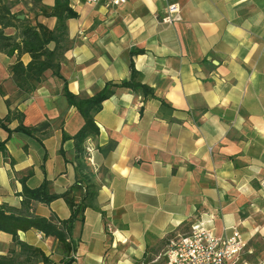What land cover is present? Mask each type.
<instances>
[{
	"label": "crops",
	"instance_id": "0c3cea01",
	"mask_svg": "<svg viewBox=\"0 0 264 264\" xmlns=\"http://www.w3.org/2000/svg\"><path fill=\"white\" fill-rule=\"evenodd\" d=\"M6 1L18 20L54 29L56 19L39 7L51 9L55 0ZM171 5L178 20L170 24ZM68 6L78 17L65 23L63 80L46 72L25 94L11 79L16 52H0V119L18 111L30 129L15 132L16 119L10 136L0 129V207L20 210L21 178L30 189L46 183L61 195L89 173L97 195L72 224L69 253L33 230L17 240L53 263L159 264L170 241L201 224L219 238L235 229L246 243L240 259L264 264V0ZM134 50L141 53L131 57L133 67L155 98L116 90L94 116L98 135L83 144L85 169L76 168L74 141L63 136L73 137L83 119L63 90L88 98L106 83L126 81ZM30 60L19 57L24 66ZM30 213L70 217L62 199L33 203ZM10 250L19 255L12 237L0 233V256Z\"/></svg>",
	"mask_w": 264,
	"mask_h": 264
},
{
	"label": "trees",
	"instance_id": "16d2710c",
	"mask_svg": "<svg viewBox=\"0 0 264 264\" xmlns=\"http://www.w3.org/2000/svg\"><path fill=\"white\" fill-rule=\"evenodd\" d=\"M40 4L42 0H34ZM42 16L55 18L56 25L53 30H48L41 25H31L28 20H18L11 13V6L6 0H0V52L7 56H12L16 52L17 61L11 66V79L15 87L25 94L33 93L40 85L46 72L52 76L62 79L59 70L60 63L67 50L66 47V21L78 17L69 6L68 0H55L51 9H46L40 5ZM15 29L13 36L5 35L4 30ZM53 43L52 49L48 45ZM141 51H130L129 78L120 83H106L102 90L96 95L88 98H80L70 94L66 88L63 95L66 103L74 107L82 116L83 126L73 136H63V139L74 141L76 168L85 169L81 165L84 154V142L98 135V128L94 122L95 114L101 109L102 103L112 97L118 89H130L140 92L144 97L154 99L151 89L142 84L140 75L133 67L131 57ZM22 54L30 56V62L24 66L19 57ZM18 120L19 125L15 132L30 134V129L22 125L23 115L18 111L9 112L4 119H0V129L4 130L9 136L12 131L8 125L13 120ZM0 152L5 154V141H0ZM83 162V161H82ZM21 208L17 211L1 206L0 207V233L8 234L12 237L14 245L19 249V255L15 256L13 250L7 256H0V264H71L72 258L53 263L39 249L30 247L17 240L19 232L25 233L33 230L43 234L46 238H52L63 253L70 252L68 242L69 232L72 224L77 219H82L83 212L91 206L97 195V189L89 173L76 179L74 185L61 195L50 194L46 183L41 184L35 189L26 186L23 178L20 179ZM56 199H62L70 210V217L67 220H55L53 218H42L30 213L33 203L49 205Z\"/></svg>",
	"mask_w": 264,
	"mask_h": 264
},
{
	"label": "built area",
	"instance_id": "2783aa9c",
	"mask_svg": "<svg viewBox=\"0 0 264 264\" xmlns=\"http://www.w3.org/2000/svg\"><path fill=\"white\" fill-rule=\"evenodd\" d=\"M87 5L104 4L107 7H117L125 0H83ZM167 23L178 20L177 7H168ZM246 243L241 235L233 229L231 235L219 238L211 234L203 225L191 227L188 234L178 237L168 243L163 261L159 264H251L240 259Z\"/></svg>",
	"mask_w": 264,
	"mask_h": 264
},
{
	"label": "water",
	"instance_id": "95a60500",
	"mask_svg": "<svg viewBox=\"0 0 264 264\" xmlns=\"http://www.w3.org/2000/svg\"><path fill=\"white\" fill-rule=\"evenodd\" d=\"M18 19H22L23 17H21V16H19V17H17Z\"/></svg>",
	"mask_w": 264,
	"mask_h": 264
},
{
	"label": "rangeland",
	"instance_id": "374dc122",
	"mask_svg": "<svg viewBox=\"0 0 264 264\" xmlns=\"http://www.w3.org/2000/svg\"><path fill=\"white\" fill-rule=\"evenodd\" d=\"M186 235V234H185Z\"/></svg>",
	"mask_w": 264,
	"mask_h": 264
}]
</instances>
